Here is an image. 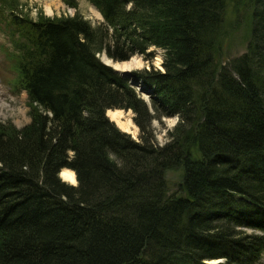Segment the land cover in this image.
<instances>
[{"label": "trees", "instance_id": "obj_1", "mask_svg": "<svg viewBox=\"0 0 264 264\" xmlns=\"http://www.w3.org/2000/svg\"><path fill=\"white\" fill-rule=\"evenodd\" d=\"M76 8V0H61ZM35 19L0 0L31 121L0 123V264H256L264 253V0L221 66L227 0H86ZM164 51L163 71L100 61ZM140 84L149 103L137 92ZM132 111L138 140L106 117ZM176 117L155 145L152 121ZM72 170L76 186L59 178ZM180 171L169 193L167 171ZM222 260V262H216Z\"/></svg>", "mask_w": 264, "mask_h": 264}, {"label": "rangeland", "instance_id": "obj_2", "mask_svg": "<svg viewBox=\"0 0 264 264\" xmlns=\"http://www.w3.org/2000/svg\"><path fill=\"white\" fill-rule=\"evenodd\" d=\"M6 1L10 5V9L12 7L15 9V12L21 11L33 19H35L39 13L51 18L73 16L75 13H78L87 20L93 28H97L104 24L102 23L103 18L99 12L86 0H76V8L65 5L61 0ZM226 3L224 26L216 50V59L221 66H226L227 63L245 53L251 30V21L249 17L250 7L248 6L247 8L246 1L227 0ZM48 7L52 11L51 14L47 11ZM10 40L9 30H7L5 24L0 21V123L11 124L15 128L21 129L30 123L31 118L29 115L26 93L22 91L15 92L12 86H10V82L17 79L16 72L13 69V62L9 56V53L14 51ZM148 52L152 53L150 60H144L139 55L130 58H138L142 61L140 66L132 69L133 71L139 69L148 70L150 67L155 70L163 71L162 63L164 60V51L155 47H149ZM103 55L106 54L103 52L99 54L98 57L101 59ZM136 89L140 97L149 103V95L143 91L142 86L138 84ZM122 112L124 114L122 121L130 120L134 125L131 132L122 130V128L109 117L110 120L120 131L128 134L131 139L138 140L139 129L133 122L134 114L130 110H122ZM106 115L108 116V111ZM176 124V117L162 118L160 121L154 119L152 121L151 125L154 131L156 146L161 147L168 141L169 135L172 133ZM165 177L169 193L177 191V185L180 182V171H167ZM65 183L71 185V183L67 181ZM216 262L222 261L216 260L214 263ZM256 264H264V253Z\"/></svg>", "mask_w": 264, "mask_h": 264}, {"label": "bare ground", "instance_id": "obj_3", "mask_svg": "<svg viewBox=\"0 0 264 264\" xmlns=\"http://www.w3.org/2000/svg\"><path fill=\"white\" fill-rule=\"evenodd\" d=\"M47 11L50 14L52 13L49 7L47 8ZM102 59L104 62L110 64L112 67L118 70H132L133 68L138 67L142 64V61L138 58H132L129 61L122 63L110 62V59L106 55H103ZM123 116L124 114L122 110H108V118L110 117L113 122H116V124L120 128H122V130L131 132V130L134 128L133 123L130 120L122 121ZM60 178L65 182L67 181L71 184H76L75 174L72 170L63 169L60 173Z\"/></svg>", "mask_w": 264, "mask_h": 264}, {"label": "water", "instance_id": "obj_4", "mask_svg": "<svg viewBox=\"0 0 264 264\" xmlns=\"http://www.w3.org/2000/svg\"><path fill=\"white\" fill-rule=\"evenodd\" d=\"M101 62L103 63V64H105L106 66H108V67H110L111 69H113L114 71H116V72H118V73H121V74H128L131 70H118V69H115L114 67H112L110 64H108V63H106V62H104L103 61V59L101 58ZM110 62H114L113 60H110ZM106 115V114H105ZM106 117H107V115H106ZM111 121V120H110ZM112 122V121H111ZM63 170V169H62ZM61 170V171H62ZM69 170V169H68ZM61 171H60V173H61ZM60 173H59V178H60ZM61 179V178H60ZM62 180V179H61ZM63 181V180H62ZM63 182H65V181H63ZM76 184H77V182H76ZM76 184H71V185H73V186H76ZM219 261V260H218ZM222 261V260H221Z\"/></svg>", "mask_w": 264, "mask_h": 264}]
</instances>
